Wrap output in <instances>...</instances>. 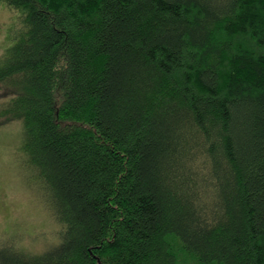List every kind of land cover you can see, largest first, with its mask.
Masks as SVG:
<instances>
[{
	"label": "trees",
	"instance_id": "1",
	"mask_svg": "<svg viewBox=\"0 0 264 264\" xmlns=\"http://www.w3.org/2000/svg\"><path fill=\"white\" fill-rule=\"evenodd\" d=\"M0 3V120L56 224L0 264H264V0Z\"/></svg>",
	"mask_w": 264,
	"mask_h": 264
},
{
	"label": "rangeland",
	"instance_id": "2",
	"mask_svg": "<svg viewBox=\"0 0 264 264\" xmlns=\"http://www.w3.org/2000/svg\"><path fill=\"white\" fill-rule=\"evenodd\" d=\"M17 12L0 3V56L11 42ZM5 93H0V97ZM19 121L0 120V241L15 239L28 252L38 253L45 247L38 237L52 231L51 222L36 193L29 187L22 171L20 158L15 154L20 146ZM20 165V166H19ZM44 241V240H43Z\"/></svg>",
	"mask_w": 264,
	"mask_h": 264
}]
</instances>
